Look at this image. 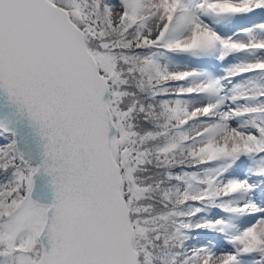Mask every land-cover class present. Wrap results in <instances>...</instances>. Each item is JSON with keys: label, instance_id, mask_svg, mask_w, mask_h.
Listing matches in <instances>:
<instances>
[{"label": "snow or ice", "instance_id": "obj_1", "mask_svg": "<svg viewBox=\"0 0 264 264\" xmlns=\"http://www.w3.org/2000/svg\"><path fill=\"white\" fill-rule=\"evenodd\" d=\"M0 264H264V0H0Z\"/></svg>", "mask_w": 264, "mask_h": 264}, {"label": "water", "instance_id": "obj_2", "mask_svg": "<svg viewBox=\"0 0 264 264\" xmlns=\"http://www.w3.org/2000/svg\"><path fill=\"white\" fill-rule=\"evenodd\" d=\"M46 183V180H39L37 181L38 188H37V194L42 196L48 195V189L44 187V184Z\"/></svg>", "mask_w": 264, "mask_h": 264}, {"label": "rangeland", "instance_id": "obj_3", "mask_svg": "<svg viewBox=\"0 0 264 264\" xmlns=\"http://www.w3.org/2000/svg\"><path fill=\"white\" fill-rule=\"evenodd\" d=\"M205 241H207V240H204V239L199 240L200 243H203ZM217 247H218V250H220V251L226 250V248H227V246L224 245L223 243H220Z\"/></svg>", "mask_w": 264, "mask_h": 264}]
</instances>
